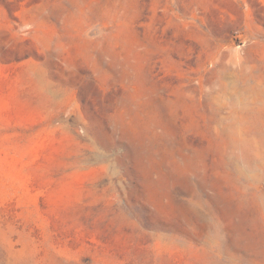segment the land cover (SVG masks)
Masks as SVG:
<instances>
[{"label": "rangeland", "instance_id": "1", "mask_svg": "<svg viewBox=\"0 0 264 264\" xmlns=\"http://www.w3.org/2000/svg\"><path fill=\"white\" fill-rule=\"evenodd\" d=\"M0 264H264V0H0Z\"/></svg>", "mask_w": 264, "mask_h": 264}]
</instances>
